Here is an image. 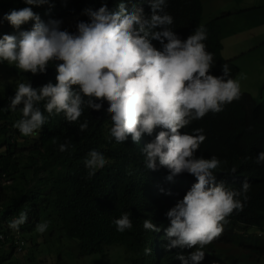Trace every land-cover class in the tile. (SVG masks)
I'll use <instances>...</instances> for the list:
<instances>
[{
    "label": "clouds",
    "instance_id": "9594fccd",
    "mask_svg": "<svg viewBox=\"0 0 264 264\" xmlns=\"http://www.w3.org/2000/svg\"><path fill=\"white\" fill-rule=\"evenodd\" d=\"M243 1L21 0L3 15L0 159L54 166L51 187L0 170V262L68 264L58 239L110 264L264 258V33L223 38L225 19L264 13ZM59 189L76 211L54 233L24 207Z\"/></svg>",
    "mask_w": 264,
    "mask_h": 264
},
{
    "label": "trees",
    "instance_id": "16d2710c",
    "mask_svg": "<svg viewBox=\"0 0 264 264\" xmlns=\"http://www.w3.org/2000/svg\"><path fill=\"white\" fill-rule=\"evenodd\" d=\"M21 4V0H0V19H2L3 15L10 10L16 8ZM4 21L0 23V30H4ZM219 28L216 25L212 26L211 31V40L215 44V49L217 51L220 50L219 45ZM243 117L245 116L242 115ZM3 120L7 123L3 124L0 127V131L4 132L5 135H8L13 130V122L8 121L7 116H2ZM2 121V119L0 120ZM257 126L258 132L264 135V113H261L257 117ZM264 138V136H263ZM10 149V146L7 147ZM33 154L28 156L23 160L22 166L19 168H15L12 166L8 157H4L0 159V170L1 173L5 172L8 168L10 171L7 172V176L10 178H19L24 176H30L33 178V181L36 185L51 187L53 182V177L45 171V169L51 168L54 166L50 157L48 155H44L38 151L32 152ZM87 181V177L85 175L81 176L77 182L85 183ZM73 189L79 188L83 191L84 188L82 186H73ZM93 187L90 186L87 191H93ZM81 198L84 200L86 196L84 194L81 195ZM77 199L76 195H71L65 193L63 190H58L56 196H50L45 201H41L37 207H24V209L31 213V216L37 220H44L48 222V229L54 231L56 233L63 223H68L70 220H63L62 218H71L76 211V205L74 201ZM13 199L6 200V205H11ZM5 252L1 255V264L6 262ZM238 261H241L240 264H249L247 259L249 258L246 254L237 256ZM10 264H14L12 261Z\"/></svg>",
    "mask_w": 264,
    "mask_h": 264
},
{
    "label": "crops",
    "instance_id": "0c3cea01",
    "mask_svg": "<svg viewBox=\"0 0 264 264\" xmlns=\"http://www.w3.org/2000/svg\"><path fill=\"white\" fill-rule=\"evenodd\" d=\"M243 8H255L259 6V4H264V0H244L243 2ZM253 13H256V16L253 17ZM243 17H246L249 19L247 25H244L241 28V33L239 34H231L229 31L230 20L225 19L222 22V25L224 29L227 30V32L224 34L223 38L225 39L224 44L230 43L233 37H238L240 41H249L253 43L254 39L251 37L252 35L259 34L261 36L262 33H264V13L261 14L255 9H251L250 11H247L243 14ZM225 30L223 31V33ZM233 35V36H232ZM234 47H236L237 50L241 49L242 44L239 41H236L233 43Z\"/></svg>",
    "mask_w": 264,
    "mask_h": 264
},
{
    "label": "rangeland",
    "instance_id": "374dc122",
    "mask_svg": "<svg viewBox=\"0 0 264 264\" xmlns=\"http://www.w3.org/2000/svg\"><path fill=\"white\" fill-rule=\"evenodd\" d=\"M256 14L253 13V17H255ZM232 25L230 30L234 31V33H236L237 31H240L242 28V19H237L234 21H231ZM264 42V38H261L259 41V44ZM255 47V46H253ZM251 47L249 46L248 49H250ZM259 53L260 55V61L264 64V49H260L259 51H255L253 54ZM261 89V88H260ZM259 89V90H260ZM258 90V91H259ZM58 243L61 246L66 247L67 252H69V255H67V263L68 264H79L80 261L86 260L88 263L92 264H110L109 260L106 259H102L100 256H88V257H81L79 256V246L78 244L74 243L73 241H67V242H63L62 240L58 239ZM49 261H51V259H48ZM256 264H264V258H257L255 255H253L248 262H255ZM252 264V263H249Z\"/></svg>",
    "mask_w": 264,
    "mask_h": 264
}]
</instances>
